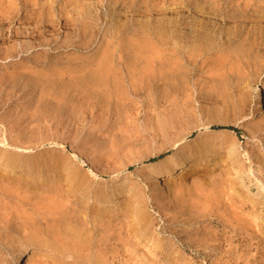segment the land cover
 Returning <instances> with one entry per match:
<instances>
[{"label":"rangeland","instance_id":"1","mask_svg":"<svg viewBox=\"0 0 264 264\" xmlns=\"http://www.w3.org/2000/svg\"><path fill=\"white\" fill-rule=\"evenodd\" d=\"M197 3L0 0V264H264V14Z\"/></svg>","mask_w":264,"mask_h":264},{"label":"bare ground","instance_id":"2","mask_svg":"<svg viewBox=\"0 0 264 264\" xmlns=\"http://www.w3.org/2000/svg\"><path fill=\"white\" fill-rule=\"evenodd\" d=\"M199 0H192V2L194 3V6L197 8L198 4L197 3ZM201 2L205 5V9L206 11H208L209 14H212L216 17H221L223 19H233V18H238L241 17L243 19L247 18L246 16H255V17H262V15L264 14V0H201ZM250 20V19H249ZM258 21V20H257ZM237 22V21H236ZM250 22V21H249ZM260 22V21H259ZM262 22V20H261ZM227 23V22H226ZM161 25V24H160ZM158 25V31L161 32V26ZM179 25V24H178ZM259 38H261L262 40L264 39V35L263 36H258ZM131 41V40H130ZM246 42V41H245ZM139 43V42H138ZM227 45H231L233 44L232 41H230L228 39V41L226 40ZM140 45V44H139ZM137 46V45H136ZM256 52L258 53V51H262V49H260L258 46L256 47ZM137 53V51H135ZM254 52V51H253ZM103 53V52H102ZM135 55H138L135 54ZM134 55V56H135ZM100 56V54H99ZM103 56V55H102ZM221 57V56H220ZM223 58V57H221ZM225 58V57H224ZM136 59V58H135ZM158 61V59H157ZM161 61V60H160ZM218 62H222V61H218ZM122 68L124 67L122 63H120ZM175 64V63H174ZM172 64V65H174ZM112 65V64H111ZM109 65V66H111ZM152 65V64H151ZM171 66V65H170ZM214 66V65H213ZM113 67V66H112ZM152 67V66H151ZM173 67V66H172ZM217 68V67H216ZM152 69V68H151ZM149 72V71H148ZM24 76V75H23ZM128 76V75H126ZM124 77L127 78L128 77ZM164 82H169V78L165 77L163 78ZM168 80V81H167ZM84 81V82H83ZM123 81V77L120 74L119 79H117L114 76H107L105 74H103V70H99V72L92 74V75H88L86 78H83L81 80L82 85L85 87H93V88H100L101 90H105L107 88H116L119 87V85H121V82ZM123 83V82H122ZM157 85V84H156ZM152 86H155L154 84H151L150 80H145V81H140L138 84V88L139 90H144V91H149L151 89ZM253 91L256 94V98L258 101V108L256 111V115L258 117H263L264 116V99L261 96L260 92H259V88L257 86H253L252 87ZM145 93V92H144ZM148 93V92H147ZM119 97V96H118ZM209 131V130H208ZM212 132L214 133H218L220 131L218 130H213ZM179 138H176L175 140L178 141ZM183 139V138H182ZM184 141H188L187 138L183 139ZM175 143V142H173ZM226 145V144H225ZM172 147V146H171ZM206 148V147H204ZM214 151V150H213ZM236 148L234 145H227L226 149H225V154H224V161H228V160H235L237 158L236 156ZM197 153V151H196ZM238 154V153H237ZM137 161V160H136ZM239 161V160H238ZM237 162V161H236ZM229 163V162H228ZM238 163V162H237ZM177 166V161L175 160V158H173V156L167 157V164L166 165H161L160 163L155 165V176L158 180H161L163 183H165V179L164 176L168 175L170 176V178H175V174L176 172H178V174L176 176H182L184 173H186V168L185 166L182 167H176L177 169L173 172L174 166ZM242 165V164H241ZM97 166V165H96ZM238 168H233L232 172L234 173H240L241 171H243L244 169H242L240 167V165H238ZM5 168L13 171L12 168H10L9 166L5 165ZM24 171H27L26 169H23ZM92 170V169H91ZM92 172V171H91ZM244 172V171H243ZM251 172V171H249ZM248 173V172H247ZM252 173V172H251ZM250 173V174H251ZM105 174V173H104ZM150 174V173H149ZM19 175H23L22 171H20ZM234 175V174H233ZM253 175V173H252ZM251 175V176H252ZM255 175V174H254ZM241 176V175H240ZM249 176V175H248ZM246 176L247 179V183H245L244 181L241 182L242 186H244V190L245 192H243V196L240 199V203L241 205H247L249 202H251L253 204V199L249 198V194H252L253 196L256 197V199L261 201V204L264 207V186H257L256 192L255 193H251L252 189H253V184L250 183V178ZM250 176V177H251ZM234 177V176H233ZM255 177V176H254ZM237 178V177H236ZM239 180V179H238ZM158 182V181H157ZM258 182V181H257ZM79 183L81 185H84V181H79ZM167 184V183H166ZM166 184L164 186H166ZM261 184V183H260ZM176 188V187H175ZM204 189H208V188H204ZM199 190V189H198ZM205 191V190H204ZM207 192V191H206ZM91 193V192H90ZM256 200L254 199V202ZM251 204V205H252ZM255 204V203H254ZM258 204V203H257ZM260 204V203H259ZM250 205V203L248 204ZM254 206H251L250 208L252 209ZM59 208V207H57ZM195 211V210H194ZM235 211V210H234ZM66 213V212H65ZM236 214V213H235ZM199 217V215L195 216L192 218V220H196V218ZM207 219V218H206ZM72 221V220H71ZM215 221V220H214ZM213 221V222H214ZM197 222V221H196ZM250 222V221H249ZM212 223V222H211ZM197 224V223H195ZM24 227V225H23ZM255 227V226H254ZM246 233L247 230H246ZM258 234V233H257ZM194 235V234H193ZM248 237H250V234H247ZM264 240V239H263ZM85 245V244H84ZM190 247V246H189ZM70 249V248H69ZM196 250V249H195ZM30 251L35 252V247H33L30 243H21L20 245H18L17 247L14 248L11 257L9 259V264H22L21 259L22 257L29 253ZM200 252V251H199ZM204 259V258H203ZM206 264V263H205Z\"/></svg>","mask_w":264,"mask_h":264},{"label":"trees","instance_id":"3","mask_svg":"<svg viewBox=\"0 0 264 264\" xmlns=\"http://www.w3.org/2000/svg\"><path fill=\"white\" fill-rule=\"evenodd\" d=\"M214 129H220V128L216 127V128H214ZM223 129H227V130H231V131L236 132V129L233 128V127H231V126L224 127Z\"/></svg>","mask_w":264,"mask_h":264}]
</instances>
